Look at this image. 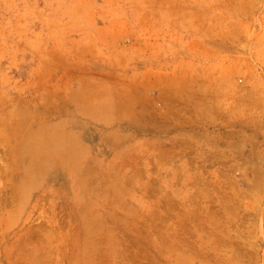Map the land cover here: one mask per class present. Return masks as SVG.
Returning <instances> with one entry per match:
<instances>
[{"label":"rangeland","instance_id":"obj_1","mask_svg":"<svg viewBox=\"0 0 264 264\" xmlns=\"http://www.w3.org/2000/svg\"><path fill=\"white\" fill-rule=\"evenodd\" d=\"M0 264H264V0H0Z\"/></svg>","mask_w":264,"mask_h":264},{"label":"bare ground","instance_id":"obj_2","mask_svg":"<svg viewBox=\"0 0 264 264\" xmlns=\"http://www.w3.org/2000/svg\"><path fill=\"white\" fill-rule=\"evenodd\" d=\"M58 142H60V140H58Z\"/></svg>","mask_w":264,"mask_h":264}]
</instances>
